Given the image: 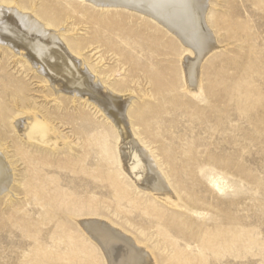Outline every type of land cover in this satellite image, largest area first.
Masks as SVG:
<instances>
[{
	"label": "rangeland",
	"instance_id": "1",
	"mask_svg": "<svg viewBox=\"0 0 264 264\" xmlns=\"http://www.w3.org/2000/svg\"><path fill=\"white\" fill-rule=\"evenodd\" d=\"M209 2L210 12L220 13L225 20L237 24L238 27L234 25V29H237L239 40L229 41L226 32H217L218 42L227 46L217 50L216 54L208 57L203 63V85L209 87L214 85V93H220L221 82L224 80L227 85L232 84L230 77L236 73L235 66L248 55L259 64L260 74L251 78L248 73L240 80V86L243 90L250 89L255 92L251 97L253 104L264 105V98L260 101L258 97L259 94L264 95V0H209ZM17 3L22 9L29 6L33 10L36 7L37 11L57 6L56 9L61 10L59 17L62 20L58 29L62 38L84 40L87 43L92 37L96 38V43H88L89 45L87 44L81 52L86 63L95 70L106 71L105 78L112 84L126 82L133 93L128 107L130 113H136L142 108L149 110L151 116L148 126L143 127L138 119L132 118V128L151 151L162 171L168 174L170 185L181 188V196L195 211L177 213L135 188L121 174L114 159H111L112 150L104 146L106 142L111 148L115 144L114 139L105 137L114 131L109 121L97 109L80 99L73 104L69 101L64 102L66 105L63 104V109H56L58 96L50 94V86L41 83L39 75L30 70L25 63L18 62L17 57L9 50H0V68L3 69L1 78L11 81L15 86L23 83L27 87L26 98L30 103L35 102L45 111H55L64 119L66 124L57 119L53 125L58 129L65 144H71L74 148V155H80V152L84 151V140L79 134L81 130L79 126L89 124V130L84 132L88 140L86 144L92 146L96 144V147L92 149L93 152L90 151L88 161L98 173L97 193L91 196L100 200V212L119 223L142 243H146L161 264L179 263L180 261L175 258L176 251L185 252L190 259L189 264H264V125L257 127L249 122L250 114L257 113L258 109L242 111V107L240 110L235 109L229 101L213 103L217 96L208 92L206 101L200 105L205 103L206 106L213 105L203 111L207 113L204 114L208 115V120L200 121L202 125L183 109L173 112L170 104L167 105L166 111L164 109L151 111L153 108H161L165 96L160 94L156 97V87L142 70H139L140 67H135L133 73V63L131 61L124 63L121 55L129 56L138 65L150 66L154 74L164 82L166 90L172 88L175 90L170 82V76L173 73L176 80L180 79L178 56L166 52V47L169 40H174L178 48L172 46V49L178 53L180 45L176 38L163 32L165 29L157 26L153 18L142 11L137 12L136 9L125 8L123 5H109L106 7L109 10H104L105 7H95L86 0H31V2L17 0ZM108 25L113 30L112 34L107 32ZM240 25L250 28L247 36L241 27L239 28ZM150 36L160 38L155 45L160 54L153 59L149 55L150 48L144 44L145 39L151 38ZM108 44L116 46V51L121 55L110 51V48H107ZM249 49L251 52H248ZM227 62L229 64H225ZM221 74L223 79L219 77ZM171 92L173 99L167 100L173 105L186 103L190 98L179 89H176L175 93ZM4 93L6 97L3 102L13 111L20 112L21 110L14 106L15 98L10 97L9 91ZM191 109L189 110L192 111ZM80 114H83L84 118L77 120L76 123L79 125L73 127L70 118H78ZM174 121L178 123L172 126ZM15 144H20L28 154L36 151L20 140L12 126L0 125V146L6 149V155L13 162L14 180L20 184L25 179L27 165L17 156H13ZM188 156L189 159H186ZM49 157L61 158V154H49ZM114 181L119 182V185ZM116 189L120 192L113 197L111 192ZM66 191L70 193V189ZM25 199L23 195H16L11 204H4V200H1L0 212L15 211L17 205H21ZM155 208L162 211L161 214L166 217L175 214L180 216L179 219L183 220L182 226L156 227L153 219L155 216L153 218L148 216ZM223 221H226V225L231 226L233 231L226 233L231 239L230 243L221 242L220 235L223 231H219L220 234L215 238L209 236L217 227L225 226ZM9 231V228H0V264H17L19 262L17 250L21 256L32 255L29 246L14 248L12 238L18 241L20 237L15 231V234L10 235Z\"/></svg>",
	"mask_w": 264,
	"mask_h": 264
},
{
	"label": "bare ground",
	"instance_id": "2",
	"mask_svg": "<svg viewBox=\"0 0 264 264\" xmlns=\"http://www.w3.org/2000/svg\"><path fill=\"white\" fill-rule=\"evenodd\" d=\"M86 1L95 7L123 5L125 8L142 11L153 18L157 26L164 28L163 32L176 38L180 45L178 53L172 49V46H176L174 40L167 42L166 52L178 56L180 79L176 80L172 73L170 82L175 90H181L190 98L186 103H174L175 105L168 103L167 100L173 99L171 91L175 93V90L173 88L166 90L164 82L154 74L150 66L138 65L129 56L124 57L116 51L117 48L113 44H108L107 48L123 56L124 63L131 61L133 73L135 67L139 66V70L141 69L156 87V97L160 94L165 96L164 106L158 109L153 108L151 111L161 109L166 111L167 105L170 104L173 112L183 109L186 114L199 122L208 120L207 113L204 112L206 113L204 114L203 111L212 107L213 104L206 106V103L204 105L200 103L206 101L208 92H215L213 91L215 87L203 85V63L208 57L216 54L217 50L227 46L218 42V31L226 32L229 41L239 40L237 29H234V25L238 27L237 24L225 20L220 13L210 12L209 0ZM17 4V0H0V50H9L14 57H17L18 62L25 63L30 70L39 75L41 83L50 86V94L58 96L55 103L56 109H63V104L66 105L64 102L69 101L73 104L80 99L97 109L109 121L114 131L105 137L114 139L115 144L113 148L107 142L104 146L112 150L111 159H114L121 174L135 188L174 209L177 213L179 211L195 212L181 196V188L170 185L168 174L162 171L151 151L132 128V118L138 119L143 127L148 126L151 116L149 110L142 108L136 113H130L128 107L133 93L126 82L112 84L105 78L106 71L95 70L86 63L81 52L88 43H96V38L92 37L88 43L84 40L62 38L58 29L62 20L59 17L61 10H57V6L37 11L36 7L35 10L29 6L22 9ZM109 25L107 32L112 34L113 30ZM240 27L247 36L250 28L246 25H240ZM150 37L145 39L144 44L150 48L149 55L153 59L160 54L155 47L160 38ZM248 52H251V49ZM224 67H222L223 70ZM234 70L236 73L230 77L233 83L227 85L223 82L224 80H221V91L214 93L217 97L213 103L229 101L235 109L240 110L242 107V111L256 108L258 112L250 114L249 122L257 127L264 125V105L253 104L251 97L255 92L250 89L243 90L240 86V80L248 73L251 78L260 74L259 64L247 55ZM1 72H3L2 68H0V74ZM222 76L223 74L219 75L220 79ZM0 90V125L12 126L20 140L36 150L28 154L20 144L13 146V156H17L27 165L25 179L17 184L14 180V164L6 155V149L0 146V201L4 200V204H11L16 195H23L26 198L21 205H17L15 211L0 212V228H9L10 235L17 232L20 237L18 241L12 238L14 248L21 249L29 246L32 250L30 257L21 256L17 250L19 259L17 264H161L146 243H142L119 223L104 216L100 212V200L91 196L97 193L98 173L88 161L90 151L93 152L92 149L96 147V144L93 146L86 144L88 140L84 132L89 130V124L79 126L81 128L79 134L84 140V151L80 152V155H74V148L71 144H65L58 129L53 125L57 119L66 124L57 112L45 111L35 102L30 103L26 98L27 87L23 83L15 86L11 81L0 76ZM6 91H9L11 98H15L14 106L18 107L20 112L13 111L3 102ZM256 93L258 95V91ZM46 96L50 97L47 94ZM258 97L261 101L264 95L259 94ZM81 118H84L83 114H80L78 118L71 117L70 124L74 127L77 120ZM174 123L175 121L172 122V126ZM49 154H61V158L52 159ZM186 159H189V156ZM114 183L119 185L117 181ZM67 189H70V193H67ZM119 192V189H116L111 194L116 197ZM161 212L155 208L148 213L151 218L155 216L153 219L156 227L179 228L182 226L183 220L179 219L180 216L175 214L166 217ZM223 225L225 226L213 230L209 236L215 238L217 234H220L219 231H223L220 235L221 242L230 243L231 239L226 236V233L228 231L233 233L232 228L226 225V221H223ZM175 258L180 261L177 264H189L190 261L188 255L182 251H176Z\"/></svg>",
	"mask_w": 264,
	"mask_h": 264
}]
</instances>
